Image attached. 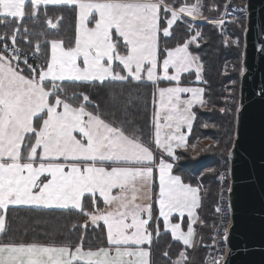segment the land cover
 Here are the masks:
<instances>
[{"label": "snow or ice", "instance_id": "obj_1", "mask_svg": "<svg viewBox=\"0 0 264 264\" xmlns=\"http://www.w3.org/2000/svg\"><path fill=\"white\" fill-rule=\"evenodd\" d=\"M41 5L70 8L73 33L48 40L45 31L25 26L26 19L38 23ZM201 7L199 0L179 7L166 0H0L5 29L0 41L12 42L0 50V264H153L151 246L154 234L160 235L161 218L173 239L187 248L196 246L193 225L205 223L197 210L207 190L175 174L170 160L180 159L177 149L188 148L193 107L209 103L205 88L182 78L194 72L195 81L206 83L200 56L189 51L192 43L199 47L201 33L175 47L162 46V40L172 36L183 14L203 16ZM61 21L57 16L45 23L59 31ZM29 34L36 37V52L50 44L44 62L35 66L15 47L18 36L31 44ZM225 43L239 47L240 41ZM65 81L99 86L150 82L151 113L141 124L131 91L121 89L118 94L109 90L112 110L105 114L89 94H69L60 83ZM10 206L74 209L86 219L67 231H44L43 238L27 227L20 236L9 235ZM214 211L223 214V224L227 209ZM174 214L187 215L186 231L181 222H173ZM222 231L220 239L227 241L229 229ZM163 256L170 264H189L186 250L174 260L167 250ZM213 264H224L223 257Z\"/></svg>", "mask_w": 264, "mask_h": 264}, {"label": "trees", "instance_id": "obj_2", "mask_svg": "<svg viewBox=\"0 0 264 264\" xmlns=\"http://www.w3.org/2000/svg\"><path fill=\"white\" fill-rule=\"evenodd\" d=\"M168 3H173L174 6L179 7L182 2L189 3L190 0H166ZM225 0H205L204 10L209 15L215 17L220 15ZM215 5L216 9L212 6ZM47 12V17L44 13ZM57 16L62 17L60 23V30L51 29L46 23L47 18L53 19ZM25 26L39 32L41 30L47 33V38L57 36H69L74 31L75 15L70 8L58 5H41L39 11V21L33 25L31 20L26 19ZM200 28V44L198 46H190L193 54L199 55L204 65L203 78L205 83V99L209 101L206 107L197 106L195 108L196 118L192 133L189 137L188 148L177 151V156L180 157L174 164V172L182 175L186 182L193 185L199 183L203 189L207 190L204 195L202 207L199 209V216L205 221L204 224L198 223L196 226V241L195 247L187 248L181 242L172 238L169 232L164 230L162 220L160 222V235L157 238L154 234L153 244L151 246V258L153 264H170L169 258L164 257V251L169 252V257L172 260L176 259L181 250H186L189 258V264H202L205 254L209 248L213 225L217 218L214 211L218 197V184L215 180V175L208 170H217L223 168L225 163H228L229 152L233 145L235 138V121H236V107L234 104L228 103V88L233 80H238L240 77L241 60L244 49V31L245 21H241L238 25L227 24L225 31L218 30L212 24H202ZM1 33L5 32L3 26H0ZM172 36L162 40V46L175 47L177 43H183L186 39L191 37V32L187 27L177 22L172 28ZM10 35V33H9ZM231 38H239L241 47L227 46L224 42V36ZM28 40L22 39L18 36L17 42L24 45L26 48L33 50L35 48L36 37L29 34ZM50 52V44L42 46V53L44 55ZM233 68V72H227L225 68ZM27 74V72H25ZM185 82L195 79V73L183 76ZM65 85L69 94L71 92H84L90 95L94 103L101 105V110L105 114H109L112 110L109 101V90L119 93L121 89L131 91L134 103L139 109V119L141 124L146 121L148 115L151 113V92L152 85L150 82L143 84H136L131 82L127 85H122L118 82L106 84L104 86L65 81L60 82ZM232 87V86H231ZM230 87V88H231ZM233 98V97H232ZM91 107V106H90ZM228 109V111L221 112L220 109ZM207 125V127H205ZM206 139L213 140L216 144L205 147L203 141ZM157 191V190H156ZM86 207L90 206L89 197L84 198ZM6 218L9 223V235L20 236L23 234L24 228L35 229L40 235L37 238H43L44 231H53L60 229L67 231L71 224H83L86 219L83 214L78 213L77 210H48L36 209L29 210L23 207H12L7 210ZM155 227V225H153ZM80 230L77 229L72 234V239H78ZM99 234L97 233V236ZM89 239L92 237L91 228L88 229ZM27 238H32L31 234ZM57 240L63 239V236L57 235ZM87 246V245H86Z\"/></svg>", "mask_w": 264, "mask_h": 264}, {"label": "water", "instance_id": "obj_3", "mask_svg": "<svg viewBox=\"0 0 264 264\" xmlns=\"http://www.w3.org/2000/svg\"><path fill=\"white\" fill-rule=\"evenodd\" d=\"M243 72L229 169L232 226L224 264H264V0H246Z\"/></svg>", "mask_w": 264, "mask_h": 264}, {"label": "built area", "instance_id": "obj_4", "mask_svg": "<svg viewBox=\"0 0 264 264\" xmlns=\"http://www.w3.org/2000/svg\"><path fill=\"white\" fill-rule=\"evenodd\" d=\"M244 9L246 10L245 4H244ZM237 13H238L237 10L233 9L226 14V17L228 19H233L234 17L238 16ZM3 35L4 33H1V30H0V36H3ZM4 43H7L10 47H12V42H11V39L9 38L7 40L0 41V50H2V46ZM15 47L20 48L21 56L23 57L24 55H26L28 58V62L34 64V66L36 64H40L44 62V55L42 51L36 52L35 48L33 50H30L26 48L24 45L19 44L18 42L15 45ZM11 54L12 53L10 52H5V55H11ZM19 63H20V66L23 68L24 67L23 59H21ZM221 174H223L224 176L223 180L219 178ZM217 182L219 184V196H218V200H217L215 207L221 206L227 209L228 215L223 218L224 223L222 224L223 214L216 213L217 220L215 224L213 225L211 234L209 236L210 244H209L207 255L204 260V264H213V260L218 259L220 257H223V261H224L227 256L228 250H229L227 241L220 239V237L223 235V231H222L223 227H227L230 230L232 226V209H231V206L229 207L230 205L229 195L231 192L229 191V189H231L230 169L219 170L217 174ZM214 240L216 241L215 243H214Z\"/></svg>", "mask_w": 264, "mask_h": 264}, {"label": "rangeland", "instance_id": "obj_5", "mask_svg": "<svg viewBox=\"0 0 264 264\" xmlns=\"http://www.w3.org/2000/svg\"><path fill=\"white\" fill-rule=\"evenodd\" d=\"M197 2H198V0H190L189 3L196 4ZM199 3L202 5L201 11L203 13V16H195V15L194 16H187V14H183L182 19L177 21V22L183 23L187 27V29H189V31L191 32V36L195 35L197 31L200 32V28H198L200 25H202V24H212V25H214L210 21L219 20V19H223L225 22H224L223 25H214V26H216V28H218V30L225 31L227 24L238 25L241 21H245V29H246L247 11L244 9V4H246V0H225L223 9H222L220 15L215 16V17L209 15V13L204 10V6L206 5L205 4V0H199ZM233 9L237 10V12H238L237 15L238 16L234 17L233 19H228L226 17V14L229 11L233 10ZM204 17H207L208 19L205 20ZM244 34H245V31H244ZM234 39H236V38H231V37H228L227 35L224 36V42L226 40H234ZM199 41H200V37L197 38L198 44H200ZM243 43H244V40H243ZM191 45L192 46H197V43H192V44H190V46ZM225 45H227V46L231 45V46L237 48L233 44H226L225 43ZM242 45H244V44H242ZM239 47H241V42L239 44ZM243 51H244V49H243ZM242 61H243V54H242L240 72H241V69H243ZM225 70L227 72H233L234 71L233 68L229 69L228 67H226ZM241 74H242V72H241ZM241 74H240V77H239L238 80H233L230 83L229 86L230 87L232 86V87L228 88V91H227L228 92V97L226 98L228 103L231 104V106L234 104V107H236L235 109H237V110L239 108ZM204 85H205V83H204ZM237 110H236V113H237ZM236 113H235V115H236ZM213 144H216V143L213 142V140H210V139H206V140L203 141V145L205 147H208V146L213 145ZM221 169H229V159H228V163H225V166L223 168L221 167V168L215 170L214 175H215L216 182H217V174H218L219 170H221ZM217 184H218V182H217ZM218 196H219V184H218ZM217 200H218V197H217ZM215 214H216V212H215ZM216 218H217V216H216ZM207 252H208V250H207ZM206 255H207V253L204 256L202 264H204V260H205Z\"/></svg>", "mask_w": 264, "mask_h": 264}, {"label": "crops", "instance_id": "obj_6", "mask_svg": "<svg viewBox=\"0 0 264 264\" xmlns=\"http://www.w3.org/2000/svg\"><path fill=\"white\" fill-rule=\"evenodd\" d=\"M189 51L191 52V50H190V46H189ZM194 55H195V54H194ZM193 73H194V72H193ZM184 75H187V74H184ZM202 77H203V73H202ZM182 78H183V77H182ZM203 80H204V78H203ZM187 83H188V82H187ZM162 86H164V85H162ZM190 86H196V87H203V88H205L204 83H202V82H197V81H195V79L191 81ZM197 106H199V105H196V106L193 107V112H194V113H195V108H196ZM195 118H196V113H195ZM194 123H195V119H194V121H193V127H194ZM193 127H192V130H193ZM185 131H186V129H185ZM191 133H192V131H191ZM190 135H191V134H190ZM190 135H189V137H190ZM189 137H188V142H189ZM180 149H182V148H180ZM180 149H177V150H176V156H177V151L180 150ZM164 155H165V158H167L166 154H164ZM170 162H173V163L175 164L176 160H175V161L170 160ZM174 173H175V172H174ZM175 174H176V173H175ZM155 176H156V183H157V188H156V190H157V192H158V171L155 173ZM194 186H195V185H194ZM141 195H143V193H141ZM100 206H101V207L104 206L103 203H102V199H101ZM12 207H20V206H10V208H12ZM156 208H158V206H156ZM56 210H63V209H56ZM0 211H2V210H0ZM197 211H198V215H199V209H198ZM157 214H158V212H157ZM199 217H200V216H199ZM161 220H162V218H161ZM173 222H181V223H182V230L186 231V230H187V224H188V222H189V218L187 217L186 214H185V216H184L183 218H180V217L178 216V214H174ZM162 223H163V222H162ZM198 223H199V221H197V223H195V224L193 225V227L195 228V231H196V226H197ZM164 230H165V229H164ZM165 231L169 232L170 235H171L170 229H169V230H165ZM174 240H175V239H174ZM176 241H178V240H176ZM195 241H196V237H195ZM179 242H181V243L183 244L182 241H179Z\"/></svg>", "mask_w": 264, "mask_h": 264}]
</instances>
